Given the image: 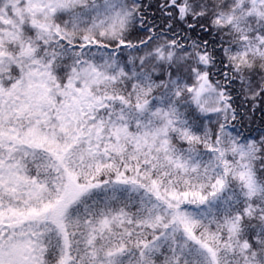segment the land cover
Here are the masks:
<instances>
[{
	"label": "snow or ice",
	"instance_id": "6c2138e0",
	"mask_svg": "<svg viewBox=\"0 0 264 264\" xmlns=\"http://www.w3.org/2000/svg\"><path fill=\"white\" fill-rule=\"evenodd\" d=\"M0 264H264V0H0Z\"/></svg>",
	"mask_w": 264,
	"mask_h": 264
}]
</instances>
